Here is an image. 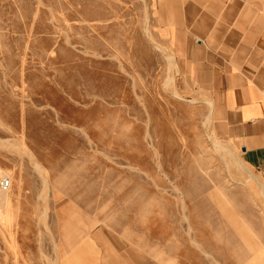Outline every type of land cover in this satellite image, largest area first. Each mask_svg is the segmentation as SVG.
Listing matches in <instances>:
<instances>
[{
  "label": "rangeland",
  "instance_id": "rangeland-1",
  "mask_svg": "<svg viewBox=\"0 0 264 264\" xmlns=\"http://www.w3.org/2000/svg\"><path fill=\"white\" fill-rule=\"evenodd\" d=\"M170 4L0 0V264H60L98 225L212 264L223 247L188 245L219 244L229 212L244 243L264 228L261 178L183 81Z\"/></svg>",
  "mask_w": 264,
  "mask_h": 264
},
{
  "label": "crops",
  "instance_id": "crops-1",
  "mask_svg": "<svg viewBox=\"0 0 264 264\" xmlns=\"http://www.w3.org/2000/svg\"><path fill=\"white\" fill-rule=\"evenodd\" d=\"M169 6L162 9L161 26L187 73L182 80L213 103L225 136L264 186V0H171ZM227 216L236 222L225 225L230 234L219 244L193 241L188 247L213 255L207 247H223L225 258L212 264H264V228H252L251 241L244 243L238 234L243 217L233 210ZM144 247L98 225L60 264H181L178 251L165 258Z\"/></svg>",
  "mask_w": 264,
  "mask_h": 264
},
{
  "label": "bare ground",
  "instance_id": "bare-ground-1",
  "mask_svg": "<svg viewBox=\"0 0 264 264\" xmlns=\"http://www.w3.org/2000/svg\"><path fill=\"white\" fill-rule=\"evenodd\" d=\"M208 102L209 103H211V101H209L208 100ZM214 147L218 150V151H221V150H223L225 147L224 146H221L219 143H217V142H215L214 143ZM224 147V148H223ZM226 150V149H225ZM223 150V152H221V157L223 158V160H224V163H226V164H229L228 163V161H230L231 159L229 158V156H230V150ZM239 161V160H238ZM238 163V162H237ZM240 163V162H239ZM242 163V162H241ZM239 165V164H238ZM241 165V164H240ZM241 167H243V165H241ZM250 173V172H249ZM251 175V174H250ZM251 178V177H250ZM254 179V178H253ZM245 181H246V179H245ZM261 187H263V185H260ZM264 190V189H263Z\"/></svg>",
  "mask_w": 264,
  "mask_h": 264
},
{
  "label": "built area",
  "instance_id": "built-area-1",
  "mask_svg": "<svg viewBox=\"0 0 264 264\" xmlns=\"http://www.w3.org/2000/svg\"><path fill=\"white\" fill-rule=\"evenodd\" d=\"M0 187L8 188L10 187V179L8 177H0Z\"/></svg>",
  "mask_w": 264,
  "mask_h": 264
}]
</instances>
